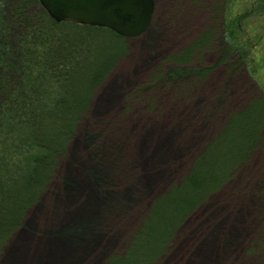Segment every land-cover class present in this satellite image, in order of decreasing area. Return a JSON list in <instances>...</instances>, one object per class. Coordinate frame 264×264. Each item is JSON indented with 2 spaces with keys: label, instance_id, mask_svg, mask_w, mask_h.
Listing matches in <instances>:
<instances>
[{
  "label": "rangeland",
  "instance_id": "1",
  "mask_svg": "<svg viewBox=\"0 0 264 264\" xmlns=\"http://www.w3.org/2000/svg\"><path fill=\"white\" fill-rule=\"evenodd\" d=\"M251 1L154 0L150 25L122 37L124 50L93 89L46 189L0 248V264L125 260L154 202L199 161L203 174L222 178L200 189L213 186L198 203L177 191L160 205L162 250L152 264H264V107H251L264 103V8L237 31L260 34L252 53L224 35ZM12 27L17 49L23 28ZM104 46L110 55L115 45ZM233 115L241 135L218 140Z\"/></svg>",
  "mask_w": 264,
  "mask_h": 264
},
{
  "label": "trees",
  "instance_id": "2",
  "mask_svg": "<svg viewBox=\"0 0 264 264\" xmlns=\"http://www.w3.org/2000/svg\"><path fill=\"white\" fill-rule=\"evenodd\" d=\"M246 7L242 16H234L232 23L227 22L229 41L243 51L258 45L260 34L245 36L238 42L235 33L239 27L241 29L239 21L241 24L250 11L264 8V0L251 1L250 7ZM12 24L23 28L17 37V49L9 41L15 29ZM107 40L115 45L110 55L104 51L110 49L104 46ZM121 40L122 36L109 28L56 22L38 0H0V127L6 130L5 137L0 139V248L22 224L27 208L46 189L93 89L124 50ZM251 107L253 112L259 111L264 103L258 100ZM238 116L229 118L218 140L228 138L231 131L241 135L236 131ZM243 125L253 126L250 122ZM248 135L250 143L243 149L245 152L254 142ZM220 141L210 145L205 155ZM199 162L178 189H172L154 202L151 214L133 235L125 252L128 257L124 260L112 255L104 264H152L155 261L162 250L156 238L161 234V227L155 218L160 205H166L177 191L186 193L178 196L183 203L187 198L198 203L222 178L203 174L208 167L205 163L198 167ZM209 184L213 185L210 189L200 191Z\"/></svg>",
  "mask_w": 264,
  "mask_h": 264
},
{
  "label": "water",
  "instance_id": "3",
  "mask_svg": "<svg viewBox=\"0 0 264 264\" xmlns=\"http://www.w3.org/2000/svg\"><path fill=\"white\" fill-rule=\"evenodd\" d=\"M56 21L108 27L123 36L144 31L151 19L153 0H39Z\"/></svg>",
  "mask_w": 264,
  "mask_h": 264
},
{
  "label": "flooded vegetation",
  "instance_id": "4",
  "mask_svg": "<svg viewBox=\"0 0 264 264\" xmlns=\"http://www.w3.org/2000/svg\"><path fill=\"white\" fill-rule=\"evenodd\" d=\"M251 12L253 13V12H255V11L252 10ZM256 12H257V11H256ZM256 12H255V13H256ZM237 15H238V16H239V15L242 16V12H237V13L235 12V15H234V16H237ZM240 16H239V17H240ZM239 26H240V21H239ZM239 29H240V27H239ZM227 31H228V29H227V23H226V24H225V31H224V34H226V33H227V34H230V33H228ZM235 39H237L238 42H239V41H242V38L239 37V33H237V32L235 33Z\"/></svg>",
  "mask_w": 264,
  "mask_h": 264
}]
</instances>
